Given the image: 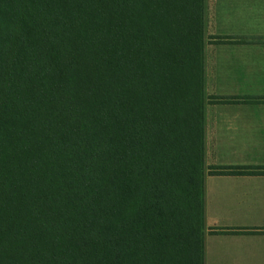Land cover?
I'll list each match as a JSON object with an SVG mask.
<instances>
[{"label": "trees", "instance_id": "1", "mask_svg": "<svg viewBox=\"0 0 264 264\" xmlns=\"http://www.w3.org/2000/svg\"><path fill=\"white\" fill-rule=\"evenodd\" d=\"M202 0H0V264H202Z\"/></svg>", "mask_w": 264, "mask_h": 264}, {"label": "crops", "instance_id": "2", "mask_svg": "<svg viewBox=\"0 0 264 264\" xmlns=\"http://www.w3.org/2000/svg\"><path fill=\"white\" fill-rule=\"evenodd\" d=\"M202 5V264H264V0Z\"/></svg>", "mask_w": 264, "mask_h": 264}]
</instances>
